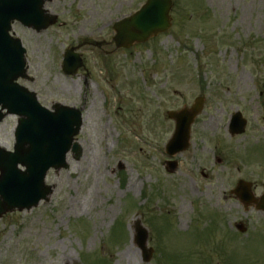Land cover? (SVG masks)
<instances>
[{"label":"rangeland","instance_id":"374dc122","mask_svg":"<svg viewBox=\"0 0 264 264\" xmlns=\"http://www.w3.org/2000/svg\"><path fill=\"white\" fill-rule=\"evenodd\" d=\"M145 2L54 0L44 7L57 17L54 26L37 33L13 24L33 78L18 83L47 109L81 110V155L47 172V202L0 218V264H183L172 255L194 264H264V215L230 194L240 179L263 193L264 0H172L166 32L116 49L112 26ZM70 48L84 68L65 76ZM196 98L203 109L189 146L169 158L167 113ZM237 112L246 129L231 137ZM16 123L10 116L0 124L6 151ZM137 221L153 249L148 263L134 241Z\"/></svg>","mask_w":264,"mask_h":264},{"label":"water","instance_id":"95a60500","mask_svg":"<svg viewBox=\"0 0 264 264\" xmlns=\"http://www.w3.org/2000/svg\"><path fill=\"white\" fill-rule=\"evenodd\" d=\"M52 0H0V122L6 115L19 116L15 131L13 153L0 149V217L15 209L31 210L38 203L48 201L52 187L45 186L44 179L50 168L66 169V155L71 149L73 159L78 160L81 148L73 143V138L81 128V114L76 109L56 105L54 112L42 108L35 95L17 86L14 82L25 76V50L19 40L9 37L10 24L18 21L27 28L41 31L56 22V17L46 15L45 2ZM171 0H147L132 17L114 26V42L117 48L130 47L133 43H143L170 27L169 12ZM71 51L64 59V73L72 74L81 63L74 61ZM202 109V100L197 99L193 107L177 113H168L175 121V132L167 145V154L173 156L188 147L189 128ZM6 110L5 114L2 111ZM245 122L236 114L230 125V134H241ZM18 165L25 171L18 169ZM170 170L175 168L170 163ZM247 209L255 205V210L264 213V194L255 199L251 185L239 181L232 191ZM236 229L245 232L242 225ZM136 243L148 262L152 249L146 248L147 232L136 224Z\"/></svg>","mask_w":264,"mask_h":264},{"label":"trees","instance_id":"16d2710c","mask_svg":"<svg viewBox=\"0 0 264 264\" xmlns=\"http://www.w3.org/2000/svg\"><path fill=\"white\" fill-rule=\"evenodd\" d=\"M120 225V222H117V225H115V227H113L112 229V233H111V239L113 238V237H115V234H116V231H117V227ZM160 254H162V255H165L166 254V252H163L162 250H160ZM165 256H167V255H165ZM167 258H168V256H167ZM171 259H173L174 257L172 256V257H170ZM103 260L105 261L106 259L105 258H101V260H100V262H103ZM175 261H181V260H177L176 258H175ZM191 260H189L188 262H186V263H188V264H194V263H192V262H190ZM99 262V263H100ZM106 264H107V260H106Z\"/></svg>","mask_w":264,"mask_h":264},{"label":"bare ground","instance_id":"6f19581e","mask_svg":"<svg viewBox=\"0 0 264 264\" xmlns=\"http://www.w3.org/2000/svg\"><path fill=\"white\" fill-rule=\"evenodd\" d=\"M1 146V145H0Z\"/></svg>","mask_w":264,"mask_h":264}]
</instances>
